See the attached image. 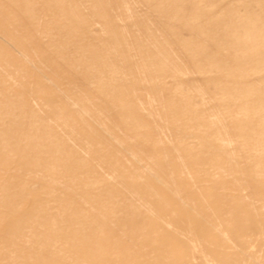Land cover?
Returning a JSON list of instances; mask_svg holds the SVG:
<instances>
[{"label": "rangeland", "instance_id": "1", "mask_svg": "<svg viewBox=\"0 0 264 264\" xmlns=\"http://www.w3.org/2000/svg\"><path fill=\"white\" fill-rule=\"evenodd\" d=\"M0 264H264V0H0Z\"/></svg>", "mask_w": 264, "mask_h": 264}, {"label": "bare ground", "instance_id": "2", "mask_svg": "<svg viewBox=\"0 0 264 264\" xmlns=\"http://www.w3.org/2000/svg\"><path fill=\"white\" fill-rule=\"evenodd\" d=\"M75 151H76V150H75ZM75 151H74V152H75ZM77 152H78V151H77ZM78 155H79V154H78ZM74 159H76V157H74ZM75 161H76V160H75ZM79 161H80V160H79ZM79 161H77V162H79ZM80 162L82 163V161H80ZM80 162H79V163H80ZM81 163H80V164H81ZM76 165H77V164H76ZM77 167H78V166H77ZM136 171H137V170H136ZM134 172H135V171H134ZM121 173H122V172H121ZM123 173H124V172H123ZM123 173H122V174H123ZM124 174H125V173H124ZM128 174H129V171H128ZM74 175H75L76 178H77V173L74 174ZM81 175H82V174H81ZM120 175H121V174H120ZM73 178H74V176H73ZM76 178H75V179H76ZM78 181H79V180H78ZM81 181H83V179H81ZM157 185H158V184H157ZM112 200H113V199H112ZM105 202H106V201H105ZM108 202H109V201H108ZM108 202H107V204H111V203H108ZM110 202H111V201H110ZM104 204H106V203H104ZM105 206H107V205H105ZM108 206H110V205H108ZM107 208H108V207H107Z\"/></svg>", "mask_w": 264, "mask_h": 264}]
</instances>
